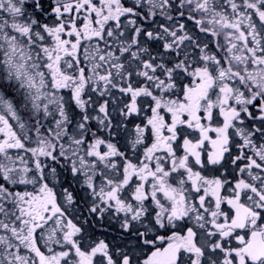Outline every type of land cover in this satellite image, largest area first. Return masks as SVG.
I'll return each mask as SVG.
<instances>
[{
    "label": "snow or ice",
    "instance_id": "snow-or-ice-1",
    "mask_svg": "<svg viewBox=\"0 0 264 264\" xmlns=\"http://www.w3.org/2000/svg\"><path fill=\"white\" fill-rule=\"evenodd\" d=\"M0 264H264V0H0Z\"/></svg>",
    "mask_w": 264,
    "mask_h": 264
}]
</instances>
